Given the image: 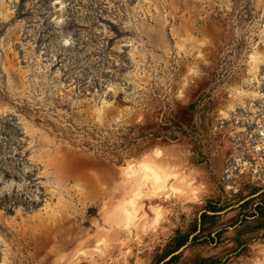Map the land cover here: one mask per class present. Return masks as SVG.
<instances>
[{"label": "rangeland", "instance_id": "1", "mask_svg": "<svg viewBox=\"0 0 264 264\" xmlns=\"http://www.w3.org/2000/svg\"><path fill=\"white\" fill-rule=\"evenodd\" d=\"M184 245L264 264V0H0V264Z\"/></svg>", "mask_w": 264, "mask_h": 264}, {"label": "water", "instance_id": "2", "mask_svg": "<svg viewBox=\"0 0 264 264\" xmlns=\"http://www.w3.org/2000/svg\"><path fill=\"white\" fill-rule=\"evenodd\" d=\"M186 247V245L182 246L181 248H179L178 250L172 252L169 256L166 257V259L164 261H162L161 264H163L165 261L170 260L173 256L179 254L184 248Z\"/></svg>", "mask_w": 264, "mask_h": 264}, {"label": "trees", "instance_id": "3", "mask_svg": "<svg viewBox=\"0 0 264 264\" xmlns=\"http://www.w3.org/2000/svg\"><path fill=\"white\" fill-rule=\"evenodd\" d=\"M174 258H175V257L173 256V258H171L170 260H174Z\"/></svg>", "mask_w": 264, "mask_h": 264}]
</instances>
